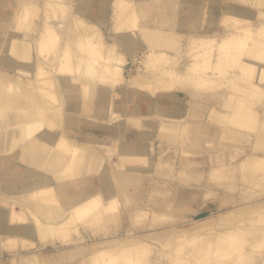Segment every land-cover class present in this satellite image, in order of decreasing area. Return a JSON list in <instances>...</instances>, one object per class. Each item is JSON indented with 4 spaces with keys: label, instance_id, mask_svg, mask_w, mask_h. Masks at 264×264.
Listing matches in <instances>:
<instances>
[{
    "label": "bare ground",
    "instance_id": "obj_1",
    "mask_svg": "<svg viewBox=\"0 0 264 264\" xmlns=\"http://www.w3.org/2000/svg\"><path fill=\"white\" fill-rule=\"evenodd\" d=\"M140 1L44 0L40 26L35 23L36 1L17 0L14 4L9 30L21 36L12 35L0 45V216L11 232L21 237L36 235L43 245L51 243L55 248L47 253L35 241L23 238V248L31 253L15 264H63L76 256V249L82 255L77 264H156L159 260L151 241L101 238L98 233L112 231L108 226L114 224L109 220L117 219L121 195L133 199L139 179L143 183L150 176L145 168L151 166L149 160L153 162L157 135L179 141L184 113L193 104L201 106L191 101L189 92L195 91L207 94L224 89L231 110L218 113L228 121L223 125L224 138L253 143L256 137L254 150L240 162L212 164L200 176L193 173L192 159L177 169L164 151L155 160L154 171L175 178L179 174L191 181L178 182V197L166 199L160 205L162 210L131 207L132 221L141 227H157L174 220L170 212L173 202L193 215L198 213L195 204L199 200L201 207L208 199L230 198L235 205L229 210L212 212L189 224L173 222L175 228L164 241L171 249L168 263L183 264L179 254L193 251L200 236L232 225L252 227L232 231L231 247L240 255L245 246L264 245V230L256 236L264 226V201L259 202L264 196L251 195L264 187V111L259 109L264 110V0H224L223 35L190 31L185 54L194 59L183 70H175L182 56L172 49L179 46L163 34L167 31L163 24L174 22L175 0H161L157 5L154 0ZM181 2L189 14L183 25L193 28L199 5L196 0ZM8 8L0 7V18ZM152 10L159 15L150 18L155 20L153 25H146L141 16ZM93 18L102 23L107 18L109 36ZM0 24L2 28L4 23ZM131 35L136 41L143 38L162 48L148 53L146 74L134 76L126 71L124 50L125 44L132 43ZM150 73L155 82L149 80ZM76 90L78 98L90 102L91 109L88 117L77 116L86 117L87 123L101 122L104 139L92 131L88 136L100 141L78 138L77 130L69 126L72 116L66 113V100ZM158 90L163 92L156 95ZM102 113L108 115L103 118ZM165 116L179 119L180 125L160 126ZM212 135L217 140L221 129L203 127L204 143L216 150ZM201 143L202 137L198 138ZM179 152L194 153L184 148ZM15 161L23 167V174L14 172ZM32 169L48 173L47 177L37 178ZM117 170L125 171L124 180H119ZM150 190V200L158 203L157 191ZM85 227L90 229L87 234L81 231ZM100 227L101 231L96 230ZM229 259L224 264L236 257Z\"/></svg>",
    "mask_w": 264,
    "mask_h": 264
},
{
    "label": "rangeland",
    "instance_id": "obj_2",
    "mask_svg": "<svg viewBox=\"0 0 264 264\" xmlns=\"http://www.w3.org/2000/svg\"><path fill=\"white\" fill-rule=\"evenodd\" d=\"M16 1L17 0H0V7L7 5V8H8L10 6L7 10V13L4 15V18H0V23H4L3 27L0 28V45L3 42H5L6 39L11 37L12 35L17 36V37L21 36V34L19 32L8 29V28L12 27V22L14 21L13 10L15 9L14 4ZM34 1L37 2L36 7H35V12L38 14V17H36V19H35V21H36L35 23H37V22L39 23L42 20L39 17H40L41 11H43L44 0H34ZM160 1L161 0H154L156 5ZM140 3H141V1H140ZM223 4L225 5L224 1H223ZM159 5H161V4H159ZM224 8L225 7H223V9ZM110 11H111V7H110ZM222 15H223L222 10L218 9L217 10V21L219 20V18ZM38 23H37V25H39ZM254 24L258 25V21H254ZM0 26H1V24H0ZM28 29H29V32H31L34 29V25L29 26ZM6 30L7 31L9 30L10 33H7ZM39 31L37 33H39ZM224 31H225V26H222L220 24L215 25L214 28L209 30V32L214 34V35H216L215 33L223 35ZM105 34L107 36L109 33H105ZM163 34L167 37H171L172 39H174L176 45L179 46V49L178 48L172 49V50L176 51L177 54L182 56L179 63L178 64H176L177 62L175 63V70L176 69L177 70H179V69L183 70L184 68H187V66H189L191 63H193L194 57L188 56V53L185 54L188 39L190 37V33L182 35V34L177 33V32L175 33L172 31H165ZM133 37H134V35H131L132 43H128L127 45L125 44L124 52L127 54V59H128L127 64H126V71L130 70V73L134 76H136L140 72L146 74V69H147L146 65H147V62L149 61V57H150L148 55V53L151 51L156 52V50H161L162 48H160L158 46L154 47L153 44H150L148 41H146L143 38H140L141 40L136 41V39L134 40ZM108 40L110 42L114 41L113 39H111V37ZM163 45H169V44H163ZM166 51L172 53L169 50V48ZM152 78H153V82H155L154 75L150 73L149 74V80L152 81ZM153 85H155V83ZM162 92L163 91L158 90L157 93H155V94L157 95V94L162 93ZM219 92L222 93V91H219ZM211 103H214V104L220 106L222 103V99H219L218 97L216 98L215 96H211V97L201 96V97H198V99H197V105H201L198 107V109H200V110L203 109L205 111L208 109V112L206 114H204L205 116H208V113L210 111L209 105ZM260 111H264V110L260 107ZM102 115H103V113L101 114V116ZM105 115H108V113L107 114L105 113L103 116H105ZM261 115L263 117L264 113H261ZM98 131H99V129H97V133H96L98 136L103 134V132L101 133V131L100 132H98ZM134 133L135 132H133L132 136H135ZM78 135L84 136L85 135V129L81 130L80 133H78ZM217 138H218L217 141L222 142V140L219 137H217ZM155 142L157 143L156 150L153 153V156L151 157V158H153V162H152V159L150 158L151 160H149V162H150L149 164H151V166H148V168H145V169H148V172H150V173H148V174H150V176L147 178V180H145L143 182V186L141 188H139L137 194L134 195V197L137 199H134L133 201L128 200V198L124 196L125 195L124 193L122 195L120 194L123 199L120 198L122 203L118 207V213L116 215L117 219L114 218L113 220H109V223L114 224V225L108 226L109 228H112V231L108 234L99 233L98 235L101 238H105L107 236H115L117 238V240H125V239L128 240V239H134V238H141L142 240H145V241H151L155 245L154 255L156 257H158V260L160 262H163L164 264H169L168 261L170 262V256H171L170 250L171 249L164 246V241L166 240V238L170 235V233L175 228L174 227L175 225L173 224V222L174 221L175 222L176 221L177 222L187 221L185 224H189L190 222H192L193 220H195L197 218L198 219L203 218V217L211 214V212H213L215 210L217 211L219 204H218V201L214 198L208 199V200H206V202L204 204L203 210H200L198 213L191 215L192 213H190L188 209H186V208L184 209L183 207L178 209L176 202H173L174 203V210H173V212L170 211L174 216L173 221H171L167 224L161 225V226H157V227H151L148 225L147 226L144 225V227H141L142 224L135 225L138 223L134 224L132 221V218L130 216L131 215L130 212H132V210L129 211V209L131 207H135V208L139 207L140 208V207L150 206V207H153L154 209H156L157 211L162 210L160 205L164 204L166 199L174 201V199H176L178 197V196H175V193L177 190L175 185L178 182H180L181 180H182V182L183 181H186V182L191 181L190 179H188L186 177H180L179 174H178L179 178H175V177H168L166 175H160L159 173H156V171H154L155 167H153V166H155V160L157 161V158L162 153H164V151H166L165 152L166 156H168L170 158H174V167L176 165L177 169L179 168V166H181L182 164L187 162V160H189V159H195L199 163V164L191 166V168L194 170L199 169L200 171L206 172L211 166L210 162H211V158L213 155H212V152L210 151V145L208 143H206L203 146L201 145V147L199 149L200 150L199 153H197V154L193 153L192 155L191 154L190 155H184V154H180V152H179L183 146L180 144V142H177L176 140L175 141L169 140L164 136L157 135V137L155 138ZM225 143L226 142H224V143L222 142L221 144H219L220 151H217V152L214 151V155H216V157H218L221 154H224L226 151L229 152V151L234 149V148H230V149L227 148V149H225V151H223L222 146L225 145ZM252 147H253V143H251V142L250 143L246 142L242 146V148H244V150L248 149V151H250L252 149ZM242 153L243 154L238 156V158H242L244 156V154H245L244 151ZM243 159H244V157H243ZM132 165L135 166L136 162H133ZM22 168L23 167L19 164L18 169L20 172H23ZM124 172L125 171H120V170L116 171V175L118 176L120 181H121V179L124 180V176H125L123 174ZM28 173H29V171H28ZM5 175L9 176V174H5ZM26 175H27V173H26ZM8 178H12V177H8ZM158 186H160V187H158ZM150 189H154L155 191H157V197L159 199L158 203H156L157 200L153 199V202L150 200L149 194H150V192H152ZM263 189H264V187H261L259 189H254L257 192H253V193H251V195L262 197V196H264L262 194V192H264V191H262ZM252 198H257V197L251 196L250 199H252ZM221 201H223V200L219 199V202H221ZM262 201H264V199L259 201V202H262ZM233 202H234L233 199L231 200L230 198H228V199L226 198L223 202L224 204H222V206L220 205L221 209H219V210L226 211V210L231 209V207H233L235 205V203H233ZM256 202H258V201H256ZM254 203L255 202H251L250 204H254ZM195 206H196V208L200 207V200L195 204ZM101 228L102 227H100L96 230H100ZM250 228H252V227L248 226V225H232L229 227L218 229L217 231H215V233L200 236L197 243H195L194 246H192L195 248L193 251H187L186 250V251L182 252L181 254H179V256L184 261L183 264H224V263H226L227 259L230 262L229 257H231V256L236 257L235 261L231 260V264H264L263 263L264 261H262L264 258V245H262L261 247H259V246H245V249L243 250L241 255L236 250H233L231 247L232 231L234 229L248 231ZM263 230H264V226H262L256 232V236H259ZM81 231L83 233L86 230L82 228ZM87 232L88 231H86L85 233H87ZM130 233H133V235L128 236V234H130ZM147 236H150V240L148 239ZM23 238L35 241L37 243V246L40 245V247H38V248H43V250L45 248L48 250H51L52 248H54L51 243L43 245V241H41L39 239V237L36 235L21 237V236L15 234L14 232H11L10 227L8 229V226L5 224V221H2L1 216H0V251L3 252V257L1 259L3 264H15L14 263L15 261L16 262H23L26 256H30L29 254L31 253V250H25L22 246ZM114 240H116V239H114ZM81 241H83V240H81ZM9 243L12 245H10ZM72 246H74V245H72ZM50 247H52V248H50ZM54 250H55V248H54Z\"/></svg>",
    "mask_w": 264,
    "mask_h": 264
},
{
    "label": "crops",
    "instance_id": "obj_3",
    "mask_svg": "<svg viewBox=\"0 0 264 264\" xmlns=\"http://www.w3.org/2000/svg\"><path fill=\"white\" fill-rule=\"evenodd\" d=\"M137 1L139 2L140 0H137ZM223 1L224 0H196V3L199 5V13L195 17V23L193 24L194 25L193 28H187V25H185V26L183 25L184 24L183 18L186 17L187 15H189V14L186 15V13H185V9H186L187 5H185L184 2H181V0H175L174 1V5H175L174 11L172 14L174 22L170 25L171 28H169L170 26L167 25V23L163 24V26H164V28L167 27L166 28L167 31H172L175 33L177 32V33H180L182 35L189 34L190 31H192V30L197 31V32L205 30V31L209 32V30L214 28L215 25H217V24L222 25L221 18L223 15L217 21V10L218 9L222 10V12L224 13L223 7H225V5L223 4ZM105 6L107 8V12L110 11L109 10L110 6L107 2H105ZM158 15L159 14H157L155 11L152 10L148 13V15L146 14L145 17L141 16L142 22L145 23L146 25H151L153 23V21H155V20H151L152 21L151 22L150 18L155 19L156 16L158 17ZM207 16H209V18H207ZM39 18L42 19V13L40 14ZM147 19H149L148 21H150V22H148ZM93 20L96 21L94 18H93ZM105 20H104V23H102L98 20L96 22L101 26V28L104 30L105 33H109V30L107 28V23H109V21L107 20V18H105ZM8 29H10V28H8ZM6 32H7V30H6ZM221 91H222V93H220L219 91H216V92H210V93L207 92V94L206 93L202 94L199 91L189 92L190 97L192 99L191 100L192 102L197 101L198 97H201V96H205V97L215 96L216 98L218 97L219 99H222V103L220 106L216 105L214 103H211L209 105L210 110L213 111V112L209 111L210 112L209 116L204 115L208 112V109L206 111L203 109L200 110L197 107H195L193 104V106L189 107L187 109L186 113H184V117L182 118V124L181 125H180L179 119H174V118L171 119V118L166 117V116L160 119V126L162 125V127H166L169 125H180L179 128L181 129V136H180V139L178 142H180V144L183 146L182 148L189 150L191 152H194L196 154L200 152L199 149H200L201 145L202 146L205 145V143L203 141V127L206 128V127H208V125L219 127L221 129V132H222L220 139L222 140L223 143L226 142L225 145L222 146L223 151H225V149H227V148H229V149L234 148V149L229 151V152L226 151L224 154H221L218 157H216V155H214V151H216V152L220 151L219 144H221L222 142L215 140V136L212 135L210 137V139L213 141H216L218 148L216 150H213V149L211 150V148H210V151L212 152V155H213L211 158V162H210L211 165L212 164H218L219 161L220 162H231V163H237V162L241 161L243 159V157L248 156L251 153V151L254 150V147L256 144L254 142H256V140H257L256 137L253 138V143H254L253 147L250 151H248V149L244 150V148H242L244 143H246V142L248 143L247 139L241 140L239 142H232V141H230L228 139L226 140L224 138L223 132L225 130H223L224 129L223 125L227 126L228 121L221 119L218 116V113L226 112L229 114L231 112V110L227 107V98L229 97L228 93H226L224 89H222ZM78 97H79L78 90H76L75 95H71L69 97V99L66 100V113L71 114V116H72V120L68 124H69V126H71V129L73 128L74 130H77V137L78 138H81V139H84L87 141H100L97 138H95V139L90 138L88 136V133H90L92 131V133L94 135H97L96 134L97 129H99L98 132L101 131V133H102V132H104L105 128L101 127V126H103V125H101L102 124L101 122L100 123H97V122L96 123H94V122L93 123H87L84 121V118L88 117V115L91 112V109L89 108L90 102H86L83 99L81 100ZM259 109H260V107H259ZM197 112L199 114H197ZM81 114L85 115L86 117L80 118L77 116V115H81ZM216 122H218L219 125H217ZM95 124H97V126ZM83 129H85V135L79 136L78 133H80V131ZM68 130H70V129H68ZM70 132H71V134L76 133L75 131H71V130H70ZM103 136H104V133L102 135H99V136L97 135L98 138L104 139ZM200 137H202V142L204 144H202V143L198 144V138H200ZM243 151L245 153L244 156L242 158H238V156L243 154L242 153ZM234 155H235V158H232V156H234ZM11 159L13 160V157ZM192 161H193V165H194V161H197V160L192 159ZM13 166H14L13 169H15L14 170L15 173L23 174V172H20L18 169V166H19L18 162L15 161ZM146 168H148V166ZM32 170H35V169H32ZM145 170H148V169H145ZM192 170H193V173L195 175L200 176L199 172H201V171H196L194 169H192ZM4 172H6V171H4ZM35 172L38 174L37 178H40V179L46 178L47 177L46 175L48 174V173L41 171V170H39V173L36 170H35ZM142 186H143V183L139 179V184H137L135 187L136 191H135L134 195L137 194L139 188H141ZM134 195H132V198H133V199H131L132 201L134 199H137L134 197ZM223 202H224V200H223ZM223 202L222 203L218 202V204H219L218 210L217 211L215 210L213 212L221 211L219 209H221L220 205L222 206V204H224ZM203 208H204V204H203V206L198 207V212L200 210H203ZM85 230L88 231L90 229H89V227H85ZM86 231H84V232H86ZM87 233H85V234H87ZM102 233H104V232H102ZM82 245H85V244H82ZM72 247H76V246L74 245ZM50 248H52V247H50ZM44 251L47 253H51V252H54V248H52L51 250H48L45 248ZM74 252H75L74 254L76 256L74 258L70 257L69 259H65L63 261V264H77L76 262L77 261L79 262V259L82 257L79 249H76ZM2 257H3V252L0 251V264H3L2 260H1ZM156 264H164V263L158 261V262H156Z\"/></svg>",
    "mask_w": 264,
    "mask_h": 264
}]
</instances>
